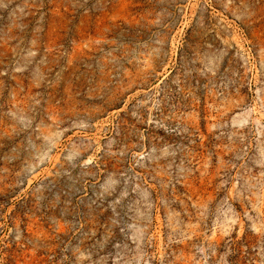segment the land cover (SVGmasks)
Segmentation results:
<instances>
[{
    "label": "rangeland",
    "instance_id": "obj_1",
    "mask_svg": "<svg viewBox=\"0 0 264 264\" xmlns=\"http://www.w3.org/2000/svg\"><path fill=\"white\" fill-rule=\"evenodd\" d=\"M0 264H264V0H0Z\"/></svg>",
    "mask_w": 264,
    "mask_h": 264
}]
</instances>
